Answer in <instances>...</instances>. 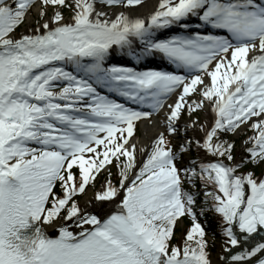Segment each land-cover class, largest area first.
<instances>
[{
    "label": "snow or ice",
    "instance_id": "snow-or-ice-1",
    "mask_svg": "<svg viewBox=\"0 0 264 264\" xmlns=\"http://www.w3.org/2000/svg\"><path fill=\"white\" fill-rule=\"evenodd\" d=\"M144 3L0 0V264H212L207 232L193 211L195 198L181 187L165 135L159 134L126 183L136 166L135 145H129L135 122L167 107V132L173 135L182 114L202 110L207 102L214 124L211 130L202 128L205 137L196 147L232 161L234 144L220 134H234L251 122L255 135L245 149L247 162H264V0H159L147 19L125 12L108 19L97 9V4L132 9ZM34 4L41 18L53 9L42 25L45 31L13 36ZM61 7L72 10L71 22H64ZM190 16L227 30L231 39L200 34L153 39L155 29L187 27ZM133 38L141 42L143 54L160 52L189 76L104 67L114 45L127 47L128 55L139 60ZM57 61L71 62L77 74L52 66ZM61 81L65 86L54 91ZM94 84L146 103L152 111L125 107L99 94ZM172 94L175 102L166 105ZM196 94L199 99L190 101ZM181 150L187 148L181 145ZM113 159L119 186L106 181L94 199L103 204L122 196L118 210L107 218L83 212L75 195L84 193ZM238 167L216 161L201 163L199 173L195 167L185 170L190 181L199 175L217 189L206 195L221 218L225 251L241 244L236 229L245 240L264 230V179L251 172L238 175ZM57 183L62 195L54 191ZM184 216L192 223L180 246L172 240ZM67 221L80 230H71ZM253 258L264 264V243L231 256L233 262Z\"/></svg>",
    "mask_w": 264,
    "mask_h": 264
},
{
    "label": "trees",
    "instance_id": "trees-1",
    "mask_svg": "<svg viewBox=\"0 0 264 264\" xmlns=\"http://www.w3.org/2000/svg\"><path fill=\"white\" fill-rule=\"evenodd\" d=\"M68 9H70V8L63 7V12H67ZM46 12H47L46 15H48L49 11H46ZM46 15H44L42 18L39 16L38 19L34 22L33 26H35L41 19L45 18ZM185 136L187 137V142L191 141L190 147L187 144V148H189L188 152L190 154V158L204 159V155L206 153L203 150H201V148L196 147L195 142L197 141V138L192 137L189 134H186ZM220 139L226 140V141L234 144V148L232 150V155L235 158L236 153H237V152H235V150L237 148L238 140H236V138L233 135L228 134V133H221ZM166 141H168V144L173 143L171 141L170 136L166 137ZM175 149H176V147H174V151H175ZM245 149L246 148H243V150L241 152H239L240 155L238 157V160H239V165H241L242 167L236 168V173L240 174L242 172V170H246L248 172L253 173V175L264 176V162H259V163H255V164L247 162L249 157H248V153L245 151ZM142 154L143 153L141 150H137L135 152L136 160L141 159ZM207 156L210 158H213V155L210 153H208ZM221 158L229 161L226 158V156L221 157ZM113 162H116V165L118 163V161H116V160H114ZM177 162L179 164L182 162H190V160L182 161V158H180L179 160H177ZM229 162H231V163L234 162V159L232 161H229ZM193 167H195V166H193ZM196 171L198 173L197 168H196ZM75 172H77V171L75 170ZM188 175H190V172L187 175H186V172L181 174L182 189L186 192H189L190 194H192L194 196L195 205L193 206V210L197 216V220L199 221V223H201V225L204 226L205 231L207 232V236L210 237V239L207 237V239L209 241V245H208L207 250H208V252L214 251L217 247V245H214V242L216 240L223 239L224 237H223V234L221 231L220 216L214 212V209H212V207H211L212 202H213L212 197L206 195V193L216 192L217 189L215 188V186L212 183L206 182V179L201 180L198 175L195 177H192V179L190 181L188 178ZM110 177L116 183L119 181V178H120L119 169L116 166H115V169H113V168L111 169ZM77 179H78V175H77ZM55 191L58 194H61V188H60L59 183H57V185L55 187ZM79 198H80L79 196H76L74 198L76 200L77 204L81 203ZM183 221H184L185 227H182V226L180 227L178 224L176 229H175V235H174L173 240H172L173 244H177L180 246H183L182 236L184 234H186L187 229L191 227V221L189 220L188 216H184ZM180 234H181V239L179 238Z\"/></svg>",
    "mask_w": 264,
    "mask_h": 264
},
{
    "label": "rangeland",
    "instance_id": "rangeland-1",
    "mask_svg": "<svg viewBox=\"0 0 264 264\" xmlns=\"http://www.w3.org/2000/svg\"><path fill=\"white\" fill-rule=\"evenodd\" d=\"M37 7L38 6H34V7H32L29 10L26 19L19 26V30H18V33L16 35H19V34H21L23 32H26L25 34H29V35H31V34H38V33H36L34 31L36 29V27H40V30L45 31L41 27V24L38 25V26L36 25L35 27H31V23L33 22L34 18L36 16H38V14H37ZM35 8H36V10H35ZM97 8L100 9V10H103V11L107 12V16L108 15L112 16L115 12H117V13L118 12H125L126 13V11L128 10V8L127 9H121L118 6L117 7H113V8H107V7L106 8H102L100 6H97ZM52 11L53 10H51V12L48 13L47 18L43 21V23L46 22V21H49L50 17L52 16V13H53ZM71 14H72V12L71 11L68 12V10H67V12L62 13L65 22L69 20V18L71 17ZM50 25H51V27H53V24H50ZM193 99H199L198 94L189 97V100L190 101L193 100ZM210 106L211 105L206 102L205 103V106L201 110V112L197 111V112H195L193 114H189L188 112H185L184 114H182V116L180 117L179 121H177V123H176L177 132L175 134H173L172 136L176 140L179 139V138H181V134H184V133H188V134H190V135H192L194 137H197V138L201 137V133H199L198 130L199 131H202L203 125H204L205 128H207L208 125L210 124L208 117L205 118V115H207L208 113L210 114V110H211L210 109ZM160 119H162V121L164 120L163 118H160ZM193 121L196 122L195 123V127H190V125L193 123ZM144 122L145 121H142L140 123L141 131H140L139 135H137L136 137H134L133 139H131L130 142L132 140H134L133 145H135V149H138V148L141 147V148H143V150L146 151V150H148L153 145L155 139L159 135L157 137H155V138L149 139L148 140V143L145 145L143 143V141L140 140L141 139V136H142V124ZM205 122L208 123L207 126H206ZM250 123L251 122H249V124H247V125L241 126V128L236 133L233 134V136L236 138V140H238V142H237V148L238 149L236 148V150H235V152H237L236 153V156H235L236 158L239 157V155H240L239 152H241L243 150V148H245L246 145H248L250 143V142H248L249 141V137H252V136L255 135V132L250 127ZM205 128H203V129H205ZM161 129H162L161 133L165 134V131H167V123L166 122L163 123V126H162ZM247 129H251V130L249 131ZM134 131L136 132V127H135V130ZM138 136L140 138H138ZM174 142H175V140H174ZM115 166H116V162H113L110 165V171H111L112 168L115 169ZM75 168L77 169L78 176H79V169H78V167H75ZM110 171H109L108 175L104 178V181L111 180L112 184L115 185V186H117V184H115L113 182L112 178L110 177ZM101 181H103V180H100L99 178L96 179L94 182H92V183L89 184V186L87 187V189H86V191L84 193H81V198H79V200H80V202H82V204L81 203H78V206L82 210L85 207H88L89 205L93 206L95 203H97V201H95V199H94V193L96 191L100 190L101 185H102ZM179 225H181V222H179ZM180 236H181V234L179 235V238H180ZM214 245H217V247H216V252L215 253H212L210 255V260L211 261H212V257L220 256L224 252L225 242L223 244H220V242H218L216 240L214 242Z\"/></svg>",
    "mask_w": 264,
    "mask_h": 264
},
{
    "label": "bare ground",
    "instance_id": "bare-ground-1",
    "mask_svg": "<svg viewBox=\"0 0 264 264\" xmlns=\"http://www.w3.org/2000/svg\"><path fill=\"white\" fill-rule=\"evenodd\" d=\"M158 4H159V0H148L146 3L142 4L141 6H138L136 8H132V9H128L126 11V14H129L132 18L140 17V18L147 19V17L150 16L156 10ZM35 10H36V8H35ZM116 13L117 12H115L112 16L108 15L106 18L114 19ZM187 19L188 18H186L185 21ZM53 27H55V25ZM182 35H183L182 32L175 30L174 36H182ZM164 38H165V32H161L158 29L154 30V35H153L154 40H160V39H164ZM137 44L138 45H136V47L134 46L133 49L141 52V49L143 46H142L141 42L137 43ZM122 55H123V57L125 56L124 54H122ZM139 55H140V59H141L140 66L143 68H149V69L152 68V70H156L155 67H157L158 64H167L166 61H169V58H167L166 56H164L160 52H152L150 54L139 53ZM205 83L206 84L210 83V80L205 81ZM176 98H177V95H175L174 98L172 100H170V103H168V104L174 103ZM164 115H167V110L164 113ZM164 121H166V120H164ZM162 126H163L162 119H160V118H156V119H153L150 121H145L142 124V136H141L140 140L143 141V143L146 145L148 143L149 139L155 138L161 133ZM138 138H140V137L138 136ZM133 142H134V140H132L130 142L129 146L133 145ZM111 203H117V201L114 200V202H111ZM111 203L104 202L103 204H101L100 202H97L93 206L89 205L88 207H85L82 211L85 213H88V214H98L99 213V215L102 216L103 218H107V215H111L113 212L118 210V206L112 207L113 204H111ZM90 209H92V210H90ZM66 223L68 224L70 229L73 230L74 232H78L80 230L79 228H77L75 226V224L72 221H67ZM70 223H71V225H70ZM86 227H90V226H86ZM47 232L49 235H54V230L52 228H48ZM243 243H244V241H241V244L239 246H237L236 248H231V246H229L227 251L224 250V253H227V254H225L223 257L228 256L229 255L228 253H231L232 249H233V251L237 252L234 249H238ZM240 250H242V249H240ZM240 250H238V251H240ZM258 255H260V254H258ZM221 256H222V254L220 256L212 257V264H223V263L227 264L226 262H222Z\"/></svg>",
    "mask_w": 264,
    "mask_h": 264
}]
</instances>
